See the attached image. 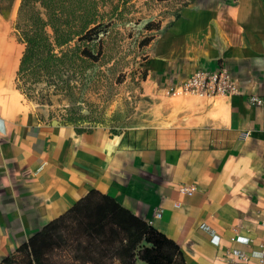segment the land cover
<instances>
[{
  "label": "crops",
  "instance_id": "0c3cea01",
  "mask_svg": "<svg viewBox=\"0 0 264 264\" xmlns=\"http://www.w3.org/2000/svg\"><path fill=\"white\" fill-rule=\"evenodd\" d=\"M23 49L0 14V263L97 190L173 240L187 264H259L264 106L250 99H264V0L185 9L158 36L122 130L41 121L16 89ZM222 70L234 96L168 94L196 71Z\"/></svg>",
  "mask_w": 264,
  "mask_h": 264
},
{
  "label": "trees",
  "instance_id": "16d2710c",
  "mask_svg": "<svg viewBox=\"0 0 264 264\" xmlns=\"http://www.w3.org/2000/svg\"><path fill=\"white\" fill-rule=\"evenodd\" d=\"M195 0H21L15 31L24 45L16 89L26 100L41 84L74 94L101 88L112 94L127 85L143 94L148 49L157 42L167 18L173 26ZM157 5L174 9L146 21L143 11ZM7 6V9L10 8ZM0 14L6 13L0 7ZM138 98V95L136 96ZM62 123L84 129L82 114ZM97 128V127H95ZM187 264L180 247L148 222L100 191H90L61 217L29 238L0 264Z\"/></svg>",
  "mask_w": 264,
  "mask_h": 264
},
{
  "label": "rangeland",
  "instance_id": "374dc122",
  "mask_svg": "<svg viewBox=\"0 0 264 264\" xmlns=\"http://www.w3.org/2000/svg\"><path fill=\"white\" fill-rule=\"evenodd\" d=\"M138 4L145 0H138ZM196 1V0H195ZM194 2L190 3L193 5ZM21 0H0V7L8 17V26H10L12 35L16 37L15 22L18 17L19 5ZM11 5L7 9V6ZM174 9L165 7V5H157L153 10L143 11L145 18L140 22V26L134 30H140L145 22L151 18L160 15H173ZM173 21L167 18L163 23V31ZM162 31V32H163ZM161 32V33H162ZM160 33V34H161ZM155 44L149 49L148 53L152 54ZM148 63L145 68H147ZM112 94H107L101 88L92 89L88 92H80L75 89L74 94L70 92H57L47 84H41L36 87V94L33 100H26L33 109L37 111L39 119L62 122L69 115L82 114L86 118L84 129H92L95 127L111 128L114 131L122 130L129 127L142 101V95L132 90L127 85L115 86ZM138 95V98L136 96Z\"/></svg>",
  "mask_w": 264,
  "mask_h": 264
},
{
  "label": "built area",
  "instance_id": "2783aa9c",
  "mask_svg": "<svg viewBox=\"0 0 264 264\" xmlns=\"http://www.w3.org/2000/svg\"><path fill=\"white\" fill-rule=\"evenodd\" d=\"M237 93V88L226 71H220L215 74L196 71L179 84L174 89H170L168 94L172 97L180 95H196L203 98H225L234 96ZM250 103L254 106H264V99L252 97ZM183 192L188 195H192L196 189L192 188H181ZM235 241H239L238 239ZM258 257L259 264H264V251L260 253Z\"/></svg>",
  "mask_w": 264,
  "mask_h": 264
},
{
  "label": "bare ground",
  "instance_id": "6f19581e",
  "mask_svg": "<svg viewBox=\"0 0 264 264\" xmlns=\"http://www.w3.org/2000/svg\"><path fill=\"white\" fill-rule=\"evenodd\" d=\"M17 55H19V53H18ZM17 57H19V56H17ZM18 59H19V58H18Z\"/></svg>",
  "mask_w": 264,
  "mask_h": 264
}]
</instances>
